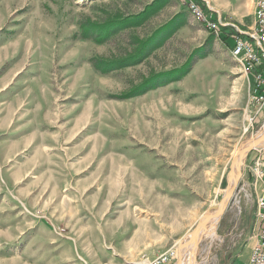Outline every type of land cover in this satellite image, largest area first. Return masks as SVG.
Returning a JSON list of instances; mask_svg holds the SVG:
<instances>
[{"label":"rangeland","instance_id":"1","mask_svg":"<svg viewBox=\"0 0 264 264\" xmlns=\"http://www.w3.org/2000/svg\"><path fill=\"white\" fill-rule=\"evenodd\" d=\"M211 1L254 21L256 0ZM148 2L0 0V264H153L170 250L161 264H175L221 202L264 114L251 117L233 61L198 60L211 36L144 20ZM259 152L241 156L196 264H227L255 218Z\"/></svg>","mask_w":264,"mask_h":264},{"label":"built area","instance_id":"2","mask_svg":"<svg viewBox=\"0 0 264 264\" xmlns=\"http://www.w3.org/2000/svg\"><path fill=\"white\" fill-rule=\"evenodd\" d=\"M186 7L191 20L202 25L209 32L218 34L221 27L231 28L233 44L229 55L248 83V108L251 117L264 114V0L255 1L254 21L250 26L240 27L233 21L225 20L205 0H175ZM205 4V7L202 6ZM252 185L258 188L254 230L256 240L242 264H264V153L259 152L253 165ZM175 256V250L167 251L152 263L168 262Z\"/></svg>","mask_w":264,"mask_h":264},{"label":"crops","instance_id":"3","mask_svg":"<svg viewBox=\"0 0 264 264\" xmlns=\"http://www.w3.org/2000/svg\"><path fill=\"white\" fill-rule=\"evenodd\" d=\"M205 1L207 5L213 10L214 14L217 15V13L215 12L217 11L225 20L233 21L236 25L242 27L240 25L241 21H239L240 17H238L237 15L235 17H233L232 15L231 17L229 15L232 19L230 17H226L224 15V12L222 13L220 9L215 8L214 5H209V1L211 0L209 1L205 0ZM145 9L147 10L149 9L150 12L148 11L149 14L146 15V18L144 20H147L152 15L154 16V19L160 18V20L163 22L162 26L166 25L172 28L171 31L173 33H175L176 31L179 32V30L200 28L198 29V32H199L198 37L205 36L204 38V41H205L207 36H211L213 40L212 53H209L206 51L207 52V53L205 52L206 56L204 55L203 58H200L198 60H205L209 57H212L211 55H214L218 51L217 54L222 59L223 57H226L230 61H232L229 55L230 47L233 44L232 37L230 35L232 31L231 28L221 27L218 34L215 35L214 33L206 30L202 25L191 20L190 14L187 11L186 7L182 4L177 3L175 0H150L147 6H145ZM153 37H156V34ZM192 40H194V38ZM195 42L193 43V48H201V47L204 48L206 44V42L205 44H203L204 42L201 43V40L199 39ZM214 60L216 62L214 71L219 68H225V65H222L220 61L221 59L218 60L214 58ZM31 126L32 125L30 124V127ZM253 219H254V211L252 212V214H250L249 217L246 218V225H245L246 231L244 233V237L241 239L238 246L231 250L232 254L228 255V257L225 260L227 264H242V262L247 258L250 252L251 246L254 244L256 240L255 230L253 228Z\"/></svg>","mask_w":264,"mask_h":264},{"label":"bare ground","instance_id":"4","mask_svg":"<svg viewBox=\"0 0 264 264\" xmlns=\"http://www.w3.org/2000/svg\"><path fill=\"white\" fill-rule=\"evenodd\" d=\"M252 147L264 148V123L262 124V127L256 133V135L251 139H249L248 141H246L244 144H242L236 151L231 164L232 171H230L228 174V185L226 187L223 198L221 199V202L218 205L213 206V207H218L217 211H215L216 210L215 209L214 210L215 212L212 211L210 215H207L208 211H210V209L213 208L210 207L201 215V217L199 218L198 222L192 229L186 241V248H184V251L180 254L181 264H196L195 252L198 245L199 235L201 234L202 236L206 235V237H208L209 235L212 236V234L214 233L213 230L214 225H216L218 216L224 211V209L227 206V201L231 197V193L229 194V191L234 188L235 184L238 181V177H239L238 163L241 158V156L238 158V152L242 149L243 150L242 157H243L248 150L252 149ZM234 167L236 168L237 171L235 170ZM138 264H148V263L147 261H145V262H140Z\"/></svg>","mask_w":264,"mask_h":264},{"label":"water","instance_id":"5","mask_svg":"<svg viewBox=\"0 0 264 264\" xmlns=\"http://www.w3.org/2000/svg\"><path fill=\"white\" fill-rule=\"evenodd\" d=\"M250 150H248L247 152H249ZM242 153H243V150L241 149L239 152H238V158L240 157V156H242ZM238 170H239V177H238V179L241 177V175H242V171H241V166L239 165V163H238ZM235 187H236V184H235V186H234V188L233 189H231L230 191H229V194L231 193V195H232V193H233V191H234V189H235ZM223 197V196H222ZM222 199V198H221ZM220 199V200H221ZM181 253V250H179V254ZM176 263L177 264H181V257L180 256H178L177 257V260H176Z\"/></svg>","mask_w":264,"mask_h":264},{"label":"trees","instance_id":"6","mask_svg":"<svg viewBox=\"0 0 264 264\" xmlns=\"http://www.w3.org/2000/svg\"><path fill=\"white\" fill-rule=\"evenodd\" d=\"M202 6L205 7V4L202 3Z\"/></svg>","mask_w":264,"mask_h":264}]
</instances>
